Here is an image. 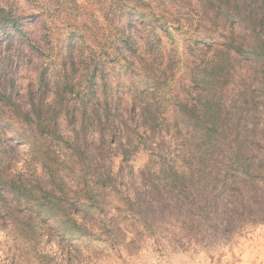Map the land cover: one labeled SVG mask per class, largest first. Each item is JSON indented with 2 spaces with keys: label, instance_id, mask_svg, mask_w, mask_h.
<instances>
[{
  "label": "rangeland",
  "instance_id": "rangeland-1",
  "mask_svg": "<svg viewBox=\"0 0 264 264\" xmlns=\"http://www.w3.org/2000/svg\"><path fill=\"white\" fill-rule=\"evenodd\" d=\"M0 8L23 17L21 31L0 24V58L15 60L0 73L13 103L29 110L33 97L52 103L55 91L65 114L58 133L81 146V160L65 144L49 147L15 108L0 109V264H264V219L247 217L249 200L237 204V188L222 189L203 166L216 122L229 141L245 150L255 142L264 155V98L247 103L239 77L253 74V57L227 45L232 33L244 48L264 38V0H0ZM43 72L50 98L38 91ZM228 75L235 82L219 87ZM64 76L75 81L68 87ZM90 86L100 102L90 100L84 130L60 102L76 104ZM65 155L74 164L59 165ZM58 168L56 181L49 173ZM91 197L87 213L56 210L37 223L21 215V198L61 206Z\"/></svg>",
  "mask_w": 264,
  "mask_h": 264
},
{
  "label": "trees",
  "instance_id": "trees-1",
  "mask_svg": "<svg viewBox=\"0 0 264 264\" xmlns=\"http://www.w3.org/2000/svg\"><path fill=\"white\" fill-rule=\"evenodd\" d=\"M0 24L4 25V28L10 26L21 31V20L23 17L14 16L11 12L6 11L3 8H0ZM143 16V15H142ZM260 21L264 24V14L260 16ZM238 22L242 23V20H238ZM12 31L10 29L9 34H7V39L12 40L11 37ZM122 41L128 47H134L135 41L133 36L128 35L125 36L122 33L121 36ZM228 47L235 49L238 53H246L250 54L253 58L251 59L252 63H254L253 74L242 73L240 74V80L244 84L245 87V95L249 97L250 103L254 107H257L259 101L257 100V94L260 93L264 98V38L258 40L255 44H248L247 47H243L241 44H236L232 42L234 40V34L232 33L230 36H227ZM232 40V41H231ZM15 60H11V58H0V73H5L6 69L11 68L13 66ZM92 82L95 81V73L93 75ZM0 75V109L4 108H15L14 111L17 114L18 118L24 122L25 125L30 126L32 129H36L39 133L45 137L47 144L49 147L59 144H65L73 153H75V158L81 160L79 157L81 146L74 142L73 144L69 143V140L58 133L59 128V120L65 114H62V108L58 105L57 95L54 91L52 94V103L46 102L43 105V102H39V98H32V107L29 110L22 109L16 103L12 101V92L9 93V83L10 78L1 79ZM228 78L235 82L236 79L233 75L228 76H219L217 78V85L221 87L225 82L228 81ZM75 78L64 76L63 82L66 86H70V83H73ZM79 84V81L78 83ZM91 85V84H90ZM148 85V84H147ZM12 89V88H11ZM47 90L49 92L48 98H50V81L46 77L45 72L41 73L39 78V87L38 91L41 94H46ZM223 91V90H222ZM38 97V94H36ZM77 101L76 104H69L68 101L60 102V105H64V111L66 114L72 115V120H78L79 117L82 119V129L87 130V124L91 123L86 118L87 112L90 110L89 104H92L90 100H97L99 103V99L95 96V91L92 86H90L84 94L76 93ZM264 107V101L260 102ZM71 105V106H70ZM13 106V107H12ZM217 106L220 108L224 107L222 94L218 97ZM72 108V113L70 110ZM78 107V108H77ZM96 112H92V114L96 117L99 114L97 113V109L93 107ZM92 108V109H93ZM46 114V115H45ZM0 112V118H1ZM82 115V116H81ZM106 116V115H105ZM108 118V116H106ZM101 119V117H99ZM217 133L221 136L216 137L215 139H211L206 144L208 148L212 150L211 157L207 159L203 166L210 170L212 175H215L217 180V185L222 189H226V186H232L237 188V190L241 193V196L244 198V202L237 203L241 206L245 203V200H249L247 207L249 209H243L242 212H246V216L250 217L252 221L257 222L258 219H264V155L259 156L262 150L257 149L259 146L255 142H251L248 144H244L246 150L243 148V143L241 144L238 141H229L228 138L222 134L226 133V127L216 122L215 124ZM105 134L103 133V137ZM16 139L23 140L22 136H15ZM250 151V152H249ZM259 154V155H258ZM78 156V157H77ZM65 160L59 161V165L68 164L71 162L67 159L68 156H64ZM88 157V156H87ZM74 160V159H73ZM75 161V160H74ZM202 166V167H203ZM59 174V168L56 172H50L49 176L52 179H57V175ZM184 175V173H183ZM101 180L109 185L113 182L108 176H104V174H100ZM240 177H244L243 180H239ZM62 182V181H60ZM63 183V182H62ZM187 187H190L188 182H185ZM242 183V184H241ZM261 192V202L258 200V195ZM49 194L55 193L53 190L48 191ZM93 197H91L92 199ZM24 201V200H23ZM254 201V202H253ZM95 205V200L92 199L91 202H80L78 200H73L72 202L65 203L63 205L54 204L51 202L48 203H39L33 202L32 204L22 202L21 198V215L24 217H28L30 223H37L39 220H43L45 218H52L53 213L57 210L65 212L67 215L78 214L80 212L87 213L90 212ZM253 206H259V210H255ZM54 224L60 225L58 222L53 221ZM64 224L76 225L77 221L74 220L72 222H64ZM81 234L79 230H75L74 232ZM72 232H65V235H71ZM83 234V233H82Z\"/></svg>",
  "mask_w": 264,
  "mask_h": 264
}]
</instances>
